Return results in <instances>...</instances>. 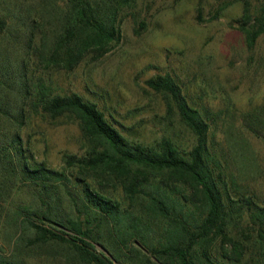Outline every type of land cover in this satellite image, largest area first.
Instances as JSON below:
<instances>
[{
  "label": "rangeland",
  "instance_id": "374dc122",
  "mask_svg": "<svg viewBox=\"0 0 264 264\" xmlns=\"http://www.w3.org/2000/svg\"><path fill=\"white\" fill-rule=\"evenodd\" d=\"M261 1L249 0L252 16ZM70 3L0 0V16L8 21L0 31V253H14L29 264H87L65 242L30 245L21 239L33 233L20 225L19 207L40 203L34 182L20 172L15 148L20 144L24 155L67 175L76 174V168L66 166L63 154L85 151L77 123H54L34 113L38 82L56 93L77 92L95 102L131 140L155 143L169 135L180 148L190 149L196 143L194 134L176 111L166 113L163 95L145 82L170 74L192 106L214 113L208 141L220 162L215 173L225 180L226 191L238 198L251 195L264 204V32L248 46L241 28L245 0H109L118 6L119 40L101 57L88 53L67 70L46 65L39 49L45 46L49 54ZM103 184L123 206L131 205L121 198L119 187L105 180ZM131 209L138 211L139 203ZM247 224L251 235L242 236L245 257L253 255L255 263L263 253L258 224L247 218L236 223L244 230ZM45 225L65 237L73 235L57 224ZM231 228L240 233L235 223ZM100 231L103 237L94 242L95 250L110 258L109 235ZM120 245L126 264H160L137 239ZM144 254L154 262L146 263Z\"/></svg>",
  "mask_w": 264,
  "mask_h": 264
},
{
  "label": "trees",
  "instance_id": "16d2710c",
  "mask_svg": "<svg viewBox=\"0 0 264 264\" xmlns=\"http://www.w3.org/2000/svg\"><path fill=\"white\" fill-rule=\"evenodd\" d=\"M124 2L128 0H119ZM248 4L245 0L241 28L252 47L264 32V0L253 16ZM70 5L49 54L45 46L39 49L46 65L67 70L88 53H93L94 59L101 57L120 37L118 6L109 0H71ZM7 26V19L0 16V31ZM30 36H34L32 29ZM145 82L163 95L166 113L176 111L194 134L196 143L190 149L180 148L169 135L155 143L131 140L95 102L77 92L60 94L43 83L35 85L34 113L54 123H77L85 151L63 154L66 166L76 168V174L67 175L24 155L20 144L15 148L20 172L34 182L40 203L35 208L21 206L16 212L20 225L33 233L21 239L30 245L65 242L87 264H126L120 243L132 239H137L160 264H264V204L251 195L232 197L225 180L215 173L220 162L208 141L210 114L214 113L192 106L168 73ZM20 83L25 84L23 78ZM94 178L97 185L92 182ZM103 180L114 189L119 187L121 198L130 200L132 206L139 203L140 209L135 212L131 205L123 206L103 188ZM245 217L250 224H258L255 230L263 253L255 263H251L253 255L245 257L242 240V236L251 235V225L247 224L248 230L236 225ZM47 222L68 229L72 237L57 233L45 225ZM234 223L236 229L241 228L240 233L231 228ZM101 229L110 238V258L95 250L94 242L103 237ZM143 260L154 262L145 254ZM0 264L29 263L14 253H0Z\"/></svg>",
  "mask_w": 264,
  "mask_h": 264
}]
</instances>
